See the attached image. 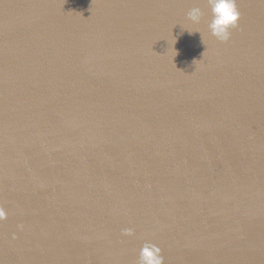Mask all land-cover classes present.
<instances>
[{
	"label": "water",
	"instance_id": "1",
	"mask_svg": "<svg viewBox=\"0 0 264 264\" xmlns=\"http://www.w3.org/2000/svg\"><path fill=\"white\" fill-rule=\"evenodd\" d=\"M236 6L222 43L206 0H0V264H264V0Z\"/></svg>",
	"mask_w": 264,
	"mask_h": 264
},
{
	"label": "clouds",
	"instance_id": "2",
	"mask_svg": "<svg viewBox=\"0 0 264 264\" xmlns=\"http://www.w3.org/2000/svg\"><path fill=\"white\" fill-rule=\"evenodd\" d=\"M206 3L210 17L207 22L210 35L222 43L227 42L231 31L239 26L240 13L236 0H206ZM202 16L203 12L199 7H194L187 13V19L193 24L200 23ZM5 218V211L0 208V220ZM124 234L131 235L132 232L125 229ZM138 264H163L161 249L155 244L145 243L140 250Z\"/></svg>",
	"mask_w": 264,
	"mask_h": 264
}]
</instances>
